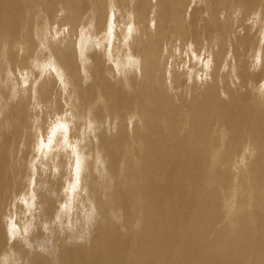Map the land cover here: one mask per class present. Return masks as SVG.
<instances>
[{
	"label": "bare ground",
	"instance_id": "bare-ground-1",
	"mask_svg": "<svg viewBox=\"0 0 264 264\" xmlns=\"http://www.w3.org/2000/svg\"><path fill=\"white\" fill-rule=\"evenodd\" d=\"M1 86L0 252L73 197L129 228L60 264H264V0H0Z\"/></svg>",
	"mask_w": 264,
	"mask_h": 264
},
{
	"label": "rangeland",
	"instance_id": "rangeland-1",
	"mask_svg": "<svg viewBox=\"0 0 264 264\" xmlns=\"http://www.w3.org/2000/svg\"><path fill=\"white\" fill-rule=\"evenodd\" d=\"M37 69V68H36ZM31 72H32V70H31ZM43 72H45V71H43ZM34 73V75H35V71L34 72H32V74ZM36 74H37V71H36ZM48 74V73H47ZM41 76V80H43V77H44V75H40ZM43 76V77H42ZM54 76V75H53ZM10 76H9V74H8V76L4 79L7 83H8V81H7V79L9 78ZM31 77V76H30ZM36 77V76H35ZM49 77H51V76H49ZM44 79H46L45 81H48L47 80V76L44 78ZM8 80H10V79H8ZM39 80L37 79V81L36 82H38ZM45 81H43V82H45ZM59 80L57 79V78H55L54 77V82H53V85L54 86H52L53 88V93H57L59 90H60V85H59V82H58ZM42 82V83H43ZM51 82V81H50ZM9 86L11 87V90H10V93L12 92V94L10 95V97H13V98H15V97H18V94H17V91L15 90V87L14 86H16L15 84H13V81H9ZM13 85V86H12ZM56 85V86H55ZM58 90H57V89ZM2 91V86L0 87V95H1V92ZM15 91H16V93H15ZM17 95V96H16ZM54 96V95H53ZM52 96V97H53ZM60 103V102H59ZM109 124V123H108ZM40 138V141H39V143H38V145L41 147V149L42 150H39L38 151V154H36L35 155V157L38 159L37 160V162H35L34 163V165H35V170H36V172L38 173V176H39V173L41 174V172H42V176H41V178L46 174L47 176H48V174L47 173H53L54 174V176L52 175V174H50L49 176H51L52 178H55V168H53V167H55V165H53L52 166V164H53V162H52V155H53V153H55V147L53 146V145H51L50 147H48L47 146V142H49V141H51V139H50V137L48 136V135H44V136H40L39 137ZM45 138V139H44ZM40 144H42V145H40ZM44 146V147H43ZM44 149H43V148ZM20 148V147H19ZM51 149H53V150H51ZM46 150V151H45ZM43 153V154H42ZM31 153H28V156L30 155ZM43 155V156H42ZM49 155V156H48ZM45 157L44 158V160L45 159H48V157H50V159H51V161H50V159H49V161L48 160H45L46 161V163H45V161L43 160V158H38V157ZM30 157V156H29ZM28 160H29V158L27 157V162H28ZM41 162H43V163H45V164H43V163H41ZM48 162V163H47ZM41 163V164H40ZM50 163H51V166H50ZM49 165V166H48ZM41 166V167H40ZM43 166H44V168H43ZM45 166H47L46 167V169H45ZM51 167V168H50ZM26 168V167H25ZM48 168H50V169H52V170H48ZM26 170H27V168H26ZM42 170H46V172H44V171H42ZM54 170V171H53ZM70 170V167H67V171H69ZM50 171V172H49ZM45 174H44V173ZM25 183V182H24ZM26 185H29V184H23L22 186H23V188H25V186ZM64 187V186H63ZM73 198V197H72ZM69 199V200H64V201H62L61 203H59L58 202V209H56L57 211V213L55 212L53 215H54V217L52 218V220L54 219V221H53V225H51V224H49L50 222H45L44 224V228H43V234L42 233H39V230H41L42 229V227H37L36 225H35V223H33V221L31 222V224H32V226H31V224H28L27 222V220L29 219L28 218V216H26L25 217V220H23V218H22V216H23V213L21 212V214H20V212H18V211H15V213H17V214H15V213H13V217H12V224L15 226V228H16V233H15V235H11L10 234V229L9 228H11L10 226H11V224L10 223H7V225H6V229H5V231H6V235H3L4 236V238H5V240H4V238H3V242H2V247H1V252H0V264H20V263H22V262H26V260H28V258H30L32 255H34V256H36V257H40V258H44V257H48L49 258V260L51 261L52 260V262H57L58 264H60L59 262H58V260H62V262L64 263V261H63V257H65V258H70L71 256H72V253H74L75 251H77V249L78 248H80L81 246V243H77V242H80V239H83V240H85L86 238H87V240H92L93 239V235L94 236H96L97 234L95 233V230L97 231V228H98V230H99V228L100 229H110V230H113V231H111V233H116V234H121L122 232H123V229H124V231H126V230H128V226L129 225H127V224H125V226L124 225H122L121 224V222H119L118 220H116V221H113V222H111L112 224H114L115 222H116V224H114L115 226L116 225H119L120 227H118L117 228V230H116V228L115 227H113L112 226V228H111V226H107L106 225V223H105V221L104 220H101L100 222H97V223H95L94 221L95 220H92L91 221V219L90 218H88L87 216V214L84 212L83 214H78L77 213V210H76V208H73L72 206H74V204H75V202H74V198L73 199ZM34 201H32V203H33ZM68 202H69V204H68ZM192 203V202H191ZM65 206V205H67L68 206V210L70 211V212H67V211H64V207H62V206ZM83 205V204H82ZM32 206V207H31ZM30 207H29V212H30V210H31V208H33V205H31ZM38 206H40L39 204H37V206H35L34 207V209L36 208V210H34V209H32L31 210V212H30V214L32 215V217L34 216V215H36V214H39L40 215V212H43V209H42V207H41V209H39L40 207H38ZM70 207V208H69ZM62 209L63 208V210H60V209ZM73 208V209H72ZM38 209L39 210H41L40 212L38 211ZM59 210H60V212H59ZM63 211H64V213H63ZM63 213V214H62ZM61 214V215H60ZM65 214V215H64ZM58 215V216H57ZM59 215H60V217H61V219H59V221H58V218H60L59 217ZM82 215V216H81ZM175 215V214H174ZM41 216V218H42V221H43V217H42V214L40 215ZM56 216V217H55ZM66 216V217H65ZM76 216V217H75ZM62 217H65V218H62ZM85 217H87V218H85ZM74 220H73V219ZM78 220H77V219ZM44 219H45V221H48V220H46L47 218L46 217H44ZM63 219V220H62ZM55 220H56V222H55ZM61 220H62V222H61ZM81 220V221H80ZM90 222H89V221ZM175 219H171V221H174ZM15 221V222H14ZM104 221V222H103ZM44 222V221H43ZM58 222H59V224H58ZM64 222V223H63ZM65 222L67 223V224H65ZM71 222V223H70ZM72 222H75V223H72ZM88 222H89V224H88ZM103 222V223H102ZM118 222H119V224H118ZM18 223V224H17ZM27 224L26 226H24L23 224ZM54 223H55V226H57V227H55L54 226ZM98 223H100V225H98ZM105 223V224H104ZM59 226H58V225ZM63 224V225H62ZM65 224V225H64ZM71 224H73V225H71ZM76 224V225H75ZM80 224V225H79ZM82 224V225H81ZM28 225H30L29 226V228H28ZM62 225V226H61ZM89 225V226H88ZM133 225V224H132ZM171 225H172V222H171ZM21 226V227H20ZM23 226V227H22ZM72 231H69L68 229H67V227ZM74 226V227H73ZM81 226V227H80ZM83 226V227H82ZM89 228V230H87L86 228L87 227ZM93 226H94V228H93ZM105 226V227H104ZM131 226V225H130ZM173 226V225H172ZM18 227V228H17ZM61 227H65L64 229L63 228H61ZM97 227V228H96ZM35 228V229H34ZM36 228H37V230H36ZM55 229V231L56 230H58L59 231V237H58V234H56L55 233V231L53 232L55 235H51V233H52V231L51 230H54ZM76 228H78V231H77V229ZM82 228H83V230H82ZM86 229V231H85V229ZM91 228V229H90ZM173 228H174V226H173ZM28 229V230H27ZM30 229V230H29ZM33 231H32V230ZM49 229H51L50 231H51V233H50V231H49ZM94 231H93V230ZM122 229V230H121ZM37 231V234H36V231ZM65 230V231H64ZM66 230L68 231V234H67V236L65 235L66 233ZM116 230V231H115ZM174 230H175V228H174ZM18 231H20L21 232V234H22V236H21V234L18 232ZM29 231V232H28ZM32 231V232H31ZM46 231V232H45ZM74 231V232H73ZM83 232V233H81L82 234V236H81V238H80V235L78 234V232ZM90 231H91V233H90ZM93 231V232H92ZM122 231V232H121ZM31 232V233H30ZM49 234H48V233ZM60 232H62V233H60ZM70 232L72 233L71 235H73V236H71L70 235ZM75 232L78 234H75ZM89 232V233H88ZM119 232H121V233H119ZM128 232V231H127ZM9 234V236H8V234ZM85 233H87V234H85ZM93 233V234H92ZM176 234H175V236H174V238H173V242H171L172 243V245H175V243H176V245L179 243V241L181 240V235L180 234H178L177 232H175ZM90 234V235H89ZM27 235V236H26ZM38 235V236H37ZM76 235V236H75ZM88 235V236H87ZM177 235V236H176ZM23 236H26V237H23ZM49 236V237H48ZM79 236V237H78ZM86 236V238H84ZM92 236V237H91ZM24 239H23V238ZM38 237V238H37ZM50 237H53V238H51L50 239ZM58 238V239H54V238ZM76 238L77 239V241L76 240H74V239H72V238ZM78 237V238H77ZM88 237H90L89 239H88ZM27 238V239H26ZM7 239V240H6ZM14 239V240H13ZM32 239V240H31ZM35 239V240H34ZM38 241H37V240ZM42 239V240H41ZM67 241H66V240ZM78 239H79V241H78ZM17 240V241H16ZM53 240V241H52ZM69 240V241H68ZM87 240H85V241H87ZM177 240V241H176ZM5 241H8V242H5ZM32 241V242H31ZM46 241V242H45ZM56 243H55V242ZM58 241V242H57ZM65 241V242H64ZM5 242V243H4ZM30 242V243H29ZM39 242V243H38ZM51 242H54V244L53 243H51ZM67 242H68V244H67ZM28 243V244H27ZM40 243H41V245H40ZM63 243V244H62ZM66 243V244H65ZM4 244V245H3ZM29 244H30V246H29ZM44 246H43V245ZM72 246H74L72 249H71V245ZM80 244V245H79ZM36 245V246H35ZM52 245H54V246H52ZM69 245V246H68ZM39 246V247H38ZM45 246H47V247H45ZM48 246L50 247L49 249H50V251H49V249H48ZM63 248H62V247ZM65 246V247H64ZM18 247L20 248H23L24 250H25V254H21L20 256L19 255H16L15 253H17L18 254ZM36 247L38 248V249H36ZM53 247V248H52ZM54 247H56V248H54ZM35 248V249H34ZM39 248H40V250H39ZM48 249V250H47ZM52 249V250H51ZM53 249H55V250H53ZM65 249V250H64ZM67 249V250H66ZM58 250H60V253H59V251ZM36 251V252H35ZM37 251H38V253H37ZM58 251V252H57ZM67 251V252H66ZM32 252V253H31ZM62 252H63V254H62ZM51 253V254H50ZM27 254V257H26V259H23L24 257V255H26ZM36 254V255H35ZM44 254V255H43ZM55 256H54V255ZM59 254H60V256H59ZM41 255V256H40ZM42 255H43V257H42ZM66 255V256H65ZM1 257H2V259H1ZM10 257V258H9ZM6 259H7V261H6ZM11 259H12V261H11ZM15 259H17V260H15ZM13 260H14V262H13ZM21 260V261H20ZM7 262V263H6ZM29 262V263H28ZM28 262H26L25 264H30V261H28ZM41 262L42 263H44V264H46V262L43 260V259H39L38 261H36L35 263H31V264H41ZM23 263V264H24ZM63 263H61V264H63ZM47 264H53V263H51V262H47Z\"/></svg>",
	"mask_w": 264,
	"mask_h": 264
}]
</instances>
